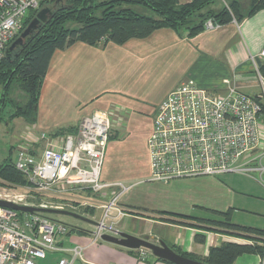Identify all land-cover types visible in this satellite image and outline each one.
Here are the masks:
<instances>
[{"label": "crops", "instance_id": "1", "mask_svg": "<svg viewBox=\"0 0 264 264\" xmlns=\"http://www.w3.org/2000/svg\"><path fill=\"white\" fill-rule=\"evenodd\" d=\"M178 1L188 3L193 0ZM248 10L249 7L243 9L241 5V11L246 15L243 20L233 19L193 36L163 27L147 37L130 38L122 44L90 45L77 41L54 51L42 83L36 121L25 122L30 130L27 141L31 142L32 149L41 150L43 146L37 141L40 133L35 129L50 132L49 137H63L76 133L80 120L96 110L113 114L112 134L101 172V180L113 185L102 194L87 196L86 190H81L76 195L75 201L96 206L88 218L99 219L103 214L101 206L114 197L117 188L131 183L124 185L128 190L118 200L127 211L119 226L136 236H154V242L162 239L175 251L204 258L210 248L225 242L251 243L242 237L210 230V225L189 217L223 220L229 211L232 222L264 230V169L161 182L151 179L148 149L158 107L184 82L193 80L202 88L225 92L224 81L230 79L247 94H260L259 75L253 58L264 47V8L250 15ZM60 130L69 131L61 134L58 133ZM259 154L257 151L256 155ZM263 160L264 157L261 164L254 160L250 165L264 166ZM145 183L161 187L174 183L179 188L182 183L181 188L185 184L194 188L202 186V189L184 195L189 201L187 206L173 210L149 209L142 201L144 188L141 193L129 192L134 185ZM196 207L216 218L196 215L192 210ZM88 224L90 228L76 227L60 243L63 248H84L83 257L74 264H173L155 255L143 260L140 249L104 240L93 242V224ZM62 256V252L56 253L44 264H57ZM263 261L260 255L243 254L237 257L235 264H264Z\"/></svg>", "mask_w": 264, "mask_h": 264}, {"label": "built area", "instance_id": "2", "mask_svg": "<svg viewBox=\"0 0 264 264\" xmlns=\"http://www.w3.org/2000/svg\"><path fill=\"white\" fill-rule=\"evenodd\" d=\"M42 1L0 0V63L29 11L40 9ZM217 25L208 19L205 29ZM258 58L264 60V47L253 58L255 64ZM258 75L263 87L258 96L242 91L230 79L224 81L225 92L202 88L193 80L170 92L158 107L148 139L151 179L168 182L174 178L263 170L262 165H250L254 160L261 164L264 157V77L259 71ZM113 121L110 111L96 110L80 120L76 133L49 137L41 132L37 137L43 144L41 150L34 151L31 142L22 145L14 159L15 167L39 193L66 195L89 189L102 194L113 185L101 180ZM126 190L128 187L123 185L103 205V214L91 229L93 242L101 241L104 234L120 236L123 230L119 222L127 212L118 200ZM0 200L36 206L23 203L18 195L4 188H0ZM76 207L67 202L59 209L78 212ZM70 229L67 223L44 213H22L0 206V264H42L48 253L59 252L63 256L57 264H74L83 257L84 248L60 245ZM140 257L149 260L154 256L140 248Z\"/></svg>", "mask_w": 264, "mask_h": 264}, {"label": "trees", "instance_id": "3", "mask_svg": "<svg viewBox=\"0 0 264 264\" xmlns=\"http://www.w3.org/2000/svg\"><path fill=\"white\" fill-rule=\"evenodd\" d=\"M54 1L43 0L40 9ZM214 2L215 0H193L188 3H180L178 0H65L63 4L57 3L52 15L40 22L24 42L16 46L9 59L4 56L0 63L3 95L6 96L9 89L18 86L26 96L24 104L19 105L12 114L13 118L23 117L31 123L36 121L42 83L55 50L65 49L77 41L90 45H105L108 42L122 44L130 38L147 37L154 30L163 27L173 28L182 35L193 36L205 29L208 19H213L217 24H225L233 19L241 21L246 16L242 13L238 0L226 2L219 10L212 8ZM135 5L150 9L152 14L136 11L133 8ZM260 8H264V0H250L247 14ZM40 9L29 11L22 29L14 39ZM256 64L264 77V60L258 58ZM3 100L5 104V97ZM67 131L69 130H60L58 133L64 134ZM27 182L26 177L15 167L14 159L9 157L0 162V185ZM83 209L91 212L95 210L89 206ZM224 215L223 220L187 217L210 225V230L242 237L251 240V243L225 242L221 246L210 248L209 254L204 258L176 251L206 264H235L237 257L243 254L264 257V230L232 222L229 211ZM70 227V232L76 230V227Z\"/></svg>", "mask_w": 264, "mask_h": 264}, {"label": "rangeland", "instance_id": "4", "mask_svg": "<svg viewBox=\"0 0 264 264\" xmlns=\"http://www.w3.org/2000/svg\"><path fill=\"white\" fill-rule=\"evenodd\" d=\"M227 1L230 0H215V2L212 5V8L215 10H219ZM243 9H247L249 7L250 0H238ZM65 3V0H61L59 4ZM57 3L56 0L51 3L48 2L47 5L43 7H50L52 10L56 7ZM133 8L144 14H152V11L144 6L141 5H135ZM259 83L261 86V91L263 90L262 83L259 78ZM4 97L6 103L4 104ZM26 100V96L24 92L18 87L15 86L11 89H9L8 93L6 96L3 95V85L0 83V162H3L6 158L11 157L12 159H15L17 155V150L22 146V145H27V133L30 131L27 127V121L23 117H15L13 118L12 114L16 110V108L19 105H23ZM35 132L41 133L42 131L35 129ZM44 133L49 136L50 132L44 131ZM11 149H13L11 151ZM264 161V160H263ZM264 163V162H263ZM151 168V164H150ZM229 174V173H228ZM235 174V173H234ZM204 180V179H203ZM131 183H126L124 184L125 186H129ZM180 188L182 186V183H180ZM135 187L131 188L129 192H139L144 190L143 196H142V201L145 206H148L149 209H168V210H173V209H179L182 206H187L189 204V201L187 200L186 196H184L186 193H191L195 190H197V193L199 192L198 190L202 189V186H198L197 188H194L195 186L191 187V185L186 186L184 184L183 188L176 187L174 183H171L169 186L166 187H161L160 185H155V184H143V185H134ZM114 187V186H113ZM0 188H4L9 192H12L16 195H18L23 203H29L33 204L36 206H46L50 208H60L63 203L67 202H72L76 204V195L77 192H69L68 194L64 195H55L52 193L46 194V193H39L36 192L31 184L27 182L26 184H13V183H4L3 185H0ZM122 188L118 189L113 193V196L118 194ZM86 190V195L90 196L94 193L93 191H89V189ZM180 190H182V193L179 194ZM179 191V192H178ZM73 196V197H72ZM128 196V193L125 195V198ZM104 197V196H103ZM124 197V196H123ZM121 197V199L123 198ZM103 199V198H102ZM120 199V200H121ZM74 200V202L72 201ZM110 200V199H109ZM107 200V202L109 201ZM104 205H106V203ZM77 213L79 214H84L86 216L91 217L94 212H91V210H85V204H79L77 202ZM88 206V205H86ZM91 207V206H89ZM96 210V206H92ZM91 207V208H92ZM102 209L103 206H101ZM94 210V211H95ZM194 213L196 215H204L210 218H216V215L214 214H208L205 210H202L200 208H193ZM114 212V211H113ZM127 212V211H126ZM127 215V214H125ZM49 217L55 218L57 220L63 221L67 223L70 226L74 227H81V228H90L89 224L74 218L72 216L68 215H57V214H48ZM130 233V232H128ZM56 253H48L47 259L42 261L41 263L44 264L48 260H52L54 258ZM264 258V257H263ZM264 263V261H263Z\"/></svg>", "mask_w": 264, "mask_h": 264}, {"label": "water", "instance_id": "5", "mask_svg": "<svg viewBox=\"0 0 264 264\" xmlns=\"http://www.w3.org/2000/svg\"><path fill=\"white\" fill-rule=\"evenodd\" d=\"M60 1L61 0H56V3H59ZM51 15H52V9L50 7H42L37 12L36 16L27 25V27L21 32V34L16 39H14L9 46L6 47L5 57L9 59L16 46L21 45L24 42L25 38L29 36L37 28L38 24L40 22L46 21L47 18ZM0 206L9 207L22 213L33 214L40 212L45 214L68 215L93 225L97 224V221L70 210L23 205L7 200H0ZM102 240L123 247H127L130 249H140V248L149 249L152 252V254L155 255L157 258L169 261L173 264H206L201 260L194 259L178 253L162 239L154 242L155 240L154 236H149V235L136 236L131 233L122 231L120 233V236L104 234L102 236Z\"/></svg>", "mask_w": 264, "mask_h": 264}]
</instances>
